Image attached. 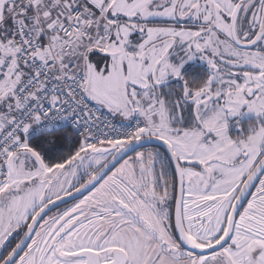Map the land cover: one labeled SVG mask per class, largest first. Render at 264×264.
<instances>
[{"label":"snow or ice","instance_id":"snow-or-ice-1","mask_svg":"<svg viewBox=\"0 0 264 264\" xmlns=\"http://www.w3.org/2000/svg\"><path fill=\"white\" fill-rule=\"evenodd\" d=\"M0 264H264V0H0Z\"/></svg>","mask_w":264,"mask_h":264},{"label":"trees","instance_id":"trees-1","mask_svg":"<svg viewBox=\"0 0 264 264\" xmlns=\"http://www.w3.org/2000/svg\"><path fill=\"white\" fill-rule=\"evenodd\" d=\"M192 67H195V68H197L198 70L204 68V67H202V66H200V65H188V66L185 67V71H186V72L191 71V68H192ZM199 68H200V69H199Z\"/></svg>","mask_w":264,"mask_h":264},{"label":"rangeland","instance_id":"rangeland-1","mask_svg":"<svg viewBox=\"0 0 264 264\" xmlns=\"http://www.w3.org/2000/svg\"><path fill=\"white\" fill-rule=\"evenodd\" d=\"M192 63H194V64H196V65H200V66H202V67H205V66L203 65V62H201V61L199 60L198 57H195V58L191 61V64H192Z\"/></svg>","mask_w":264,"mask_h":264},{"label":"flooded vegetation","instance_id":"flooded-vegetation-1","mask_svg":"<svg viewBox=\"0 0 264 264\" xmlns=\"http://www.w3.org/2000/svg\"><path fill=\"white\" fill-rule=\"evenodd\" d=\"M188 65H196V64H194V63L191 64V61H190V62H188L187 65H185V67L188 66Z\"/></svg>","mask_w":264,"mask_h":264},{"label":"crops","instance_id":"crops-1","mask_svg":"<svg viewBox=\"0 0 264 264\" xmlns=\"http://www.w3.org/2000/svg\"><path fill=\"white\" fill-rule=\"evenodd\" d=\"M187 65V64H186Z\"/></svg>","mask_w":264,"mask_h":264}]
</instances>
